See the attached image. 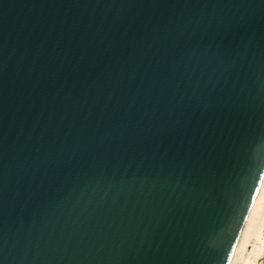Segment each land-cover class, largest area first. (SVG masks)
<instances>
[{"label": "water", "instance_id": "95a60500", "mask_svg": "<svg viewBox=\"0 0 264 264\" xmlns=\"http://www.w3.org/2000/svg\"><path fill=\"white\" fill-rule=\"evenodd\" d=\"M264 178V0H0V264H229Z\"/></svg>", "mask_w": 264, "mask_h": 264}, {"label": "bare ground", "instance_id": "6f19581e", "mask_svg": "<svg viewBox=\"0 0 264 264\" xmlns=\"http://www.w3.org/2000/svg\"><path fill=\"white\" fill-rule=\"evenodd\" d=\"M264 253V178L229 264H258Z\"/></svg>", "mask_w": 264, "mask_h": 264}, {"label": "rangeland", "instance_id": "374dc122", "mask_svg": "<svg viewBox=\"0 0 264 264\" xmlns=\"http://www.w3.org/2000/svg\"><path fill=\"white\" fill-rule=\"evenodd\" d=\"M258 264H264V253L259 257Z\"/></svg>", "mask_w": 264, "mask_h": 264}]
</instances>
